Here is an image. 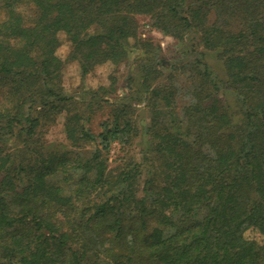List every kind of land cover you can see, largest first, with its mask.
<instances>
[{
	"label": "trees",
	"instance_id": "16d2710c",
	"mask_svg": "<svg viewBox=\"0 0 264 264\" xmlns=\"http://www.w3.org/2000/svg\"><path fill=\"white\" fill-rule=\"evenodd\" d=\"M138 14L176 40L177 64ZM70 61L83 77L126 64V91L112 73L65 93ZM0 86V264H264V0H0ZM64 111L72 149L42 134Z\"/></svg>",
	"mask_w": 264,
	"mask_h": 264
},
{
	"label": "rangeland",
	"instance_id": "374dc122",
	"mask_svg": "<svg viewBox=\"0 0 264 264\" xmlns=\"http://www.w3.org/2000/svg\"><path fill=\"white\" fill-rule=\"evenodd\" d=\"M136 18L139 22V35L141 38L151 37L156 43H159L163 47L164 51V62L165 64L170 65V63L177 64L176 54L178 53L179 44L176 43V40L172 36L163 35L158 29L151 25V15L149 14H138ZM60 38L62 44L57 49V54L64 60L66 59L71 51V43L67 39L65 33H60ZM202 49V47L200 48ZM205 51V59L211 64L215 72L221 76L225 75L223 62L219 58V55L213 51ZM174 58V59H173ZM114 67L111 63H105L98 66L90 74L83 77L80 71V65L77 61H70L66 63L64 68V76L62 86L64 92L67 94H78L79 92L86 89H97L100 86L109 87L112 82V73ZM118 77L117 87L118 92L123 93L126 91L127 86V65L122 64L119 71L116 73ZM110 96H108L109 98ZM0 104H8L6 99L5 87L0 86ZM111 103H98L95 105L94 111L90 112L91 114V127L95 133L100 132L102 129V121L108 119L111 116V112L115 109ZM139 124L148 123L147 111L144 108H141L137 111ZM67 119V113L64 111L62 114H59L55 120L46 124L42 128V134L47 142V144H52L57 146L59 149H72L64 130V124ZM5 121H2V123ZM15 143L19 146L21 145L20 139H14ZM11 143V142H10ZM77 151L83 153L84 155H89L93 147L90 143H82L81 147H76ZM142 145L138 142L130 149L129 154L133 155L134 160L141 162ZM11 151H14L10 147ZM126 151H123L119 142H114L110 154L108 155L110 167H115L116 165L123 162V157L125 156Z\"/></svg>",
	"mask_w": 264,
	"mask_h": 264
}]
</instances>
